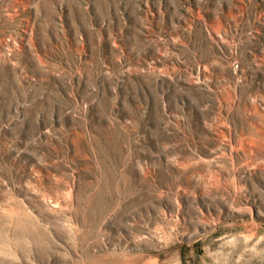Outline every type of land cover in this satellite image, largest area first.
I'll list each match as a JSON object with an SVG mask.
<instances>
[{"label":"rangeland","instance_id":"rangeland-1","mask_svg":"<svg viewBox=\"0 0 264 264\" xmlns=\"http://www.w3.org/2000/svg\"><path fill=\"white\" fill-rule=\"evenodd\" d=\"M264 0H0V264H261Z\"/></svg>","mask_w":264,"mask_h":264},{"label":"water","instance_id":"water-1","mask_svg":"<svg viewBox=\"0 0 264 264\" xmlns=\"http://www.w3.org/2000/svg\"><path fill=\"white\" fill-rule=\"evenodd\" d=\"M261 264H264V257H263V259H262V262H261Z\"/></svg>","mask_w":264,"mask_h":264}]
</instances>
